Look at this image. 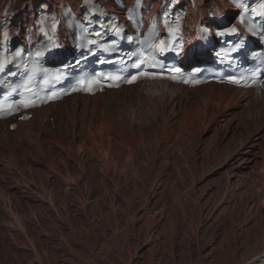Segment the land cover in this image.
<instances>
[{
  "label": "bare ground",
  "instance_id": "6f19581e",
  "mask_svg": "<svg viewBox=\"0 0 264 264\" xmlns=\"http://www.w3.org/2000/svg\"><path fill=\"white\" fill-rule=\"evenodd\" d=\"M65 1L19 0L14 18ZM194 3L196 38L212 1ZM71 99L0 122V264L264 261V93L143 83Z\"/></svg>",
  "mask_w": 264,
  "mask_h": 264
},
{
  "label": "rangeland",
  "instance_id": "374dc122",
  "mask_svg": "<svg viewBox=\"0 0 264 264\" xmlns=\"http://www.w3.org/2000/svg\"><path fill=\"white\" fill-rule=\"evenodd\" d=\"M21 180H22V181H21V182L19 181L18 184H20V186H24L26 182H25V180H24L23 178H22ZM21 190H22V191H21ZM67 190H68L69 192L71 191V190L68 189V188H67ZM20 192H23V193H26V194H27V193H30V192H28L27 189H25V187L21 188V189H20ZM112 193H115V191H112L111 194H112ZM74 198H75V197H74L73 195L70 196V200H71L70 203L73 204V202L76 201ZM136 198H137V197H134V201H137V200H135ZM89 203H90V204H89L88 206H86V208H85L84 210H85V214L88 215V218L90 219L91 224L94 226V223H95L96 220H95V218L92 217V215H91V211H90V208H89L90 205L93 204V202H89ZM88 209H89V210H88ZM70 212H71V211H70ZM68 213H69V211H68ZM75 213H76V211H73V212L69 213V215H71V214L74 215ZM91 217H92V218H91ZM91 219H92V220H91ZM93 219H94V220H93ZM36 221H37V220H36L35 218H33V217H30V218H29V222H31V223L33 222V223L35 224V225L33 224V226H34L36 229H38V228L40 229L39 222H36ZM35 222H36V223H35ZM218 223H219V222H218ZM218 223H217V225H218ZM235 223H237V222H235ZM64 225H65L66 227L69 226V225H66V224H64ZM37 226H38V227H37ZM216 228H217V226H216L214 229H216ZM71 230H72V229H71ZM74 231H75V232H78L79 230H77V231L74 230ZM75 232L72 231V234H75ZM47 233H49V237L53 235V232H52L51 230H49ZM153 238H154V239H157L156 236L153 237ZM179 238H180V234L177 236L176 239L178 240ZM154 239H153V240H154ZM60 241H61V242H60ZM59 242H60L61 244H60ZM25 245H26V247H28L29 249H31V247H32V246H29L30 244H29L28 242H27ZM61 245H63L62 240H61V239H59V241L57 240V242H56V246H59V247H60ZM95 252H96V254L99 253V256H98V257H101V258H102V250H101L100 247H98V249H96ZM42 254H43V253L39 254V257H42ZM158 255H159V254H158ZM158 255H156L155 258L158 257ZM31 256H32V257H31ZM31 256L28 257V261H29V262H28V261H23V262H24L23 264H32V262H36V261H37V256H35L33 253H32ZM156 259H157V258H156ZM63 260H65V259L63 258ZM257 264H258V262H257Z\"/></svg>",
  "mask_w": 264,
  "mask_h": 264
},
{
  "label": "snow or ice",
  "instance_id": "6c2138e0",
  "mask_svg": "<svg viewBox=\"0 0 264 264\" xmlns=\"http://www.w3.org/2000/svg\"><path fill=\"white\" fill-rule=\"evenodd\" d=\"M235 31H236L235 28H232V29H231V32L234 33ZM220 34L223 35L224 33H220ZM161 44L163 45V41L161 42ZM164 50H165V49H164L163 47L160 48V51H161V52H163ZM2 68H3V64L0 63V69H2ZM234 82H237V81H234Z\"/></svg>",
  "mask_w": 264,
  "mask_h": 264
}]
</instances>
